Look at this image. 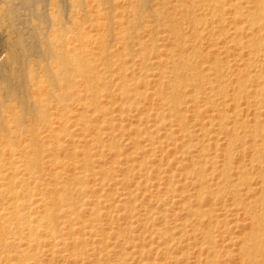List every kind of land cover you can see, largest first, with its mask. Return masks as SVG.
I'll return each mask as SVG.
<instances>
[{
    "label": "bare ground",
    "instance_id": "obj_1",
    "mask_svg": "<svg viewBox=\"0 0 264 264\" xmlns=\"http://www.w3.org/2000/svg\"><path fill=\"white\" fill-rule=\"evenodd\" d=\"M93 1L89 8L86 0L71 1L72 12L66 17L52 14L47 30L32 31L37 38L34 44L23 53L21 49H13L15 52L7 63L9 70L0 80V264H41L38 251H43L41 245L48 238L42 237L46 235L55 239L53 242L57 247L62 243L77 247L86 242L85 223L81 226L83 216L79 207L93 200V204L101 202L91 199L95 187L89 185V177H96L94 162H99L93 148L105 146V138L113 136L110 131L114 128V120L118 119L112 107L115 104L112 101L115 96L113 74L119 75L115 83L120 80L116 95L120 101L122 97L125 99L120 105L126 103L128 108L147 97L150 70H159L154 94L158 100H165L169 116L174 118L183 133L181 146L190 154L191 147L197 146L196 161L186 168L189 177L197 183L193 195L197 202L189 201L186 208L195 218L193 231L201 235L203 243L213 246L212 233L205 228L207 219L204 220L207 214L213 213V208L206 211L203 207L212 201L214 193L227 191L238 201L241 190L238 185L252 187L253 166H240L238 183L231 180L235 151L239 147L244 151L249 149L251 162L258 163L257 169L264 184V0ZM48 16L44 14L43 19L50 20ZM82 21L92 25L91 32L86 30L88 23L83 30ZM159 30L168 32L171 46L158 41ZM203 40L214 49L212 54L208 52L212 50H204ZM231 50H234L232 57L236 58L230 61L240 59V63L229 62ZM131 57L132 65L136 64L141 72L130 83L128 77L135 71H130L131 66L127 64L128 61L131 64ZM231 76L234 77L232 80ZM251 109L253 115L248 117L246 112ZM208 112L210 115L205 117ZM167 117L159 114L158 120ZM75 125L89 131V139L72 145L81 149L76 147L73 153H69L73 154L72 164L76 172L72 173L73 177L70 175L69 184L68 178V181L60 179L69 164L65 163V157L62 158L66 149L63 139L66 135H73L70 130ZM194 126H199L201 132L192 129ZM39 127L48 132L44 131L48 140L44 134L41 136L40 133L44 132L39 133ZM212 132L215 135H210ZM220 133L226 139L220 168L222 182L213 189L208 174L217 161L208 150L212 140L218 143ZM43 138L50 143L48 149H44L48 152V159L42 151ZM79 155L81 157L77 159ZM18 157L24 161L21 165L25 166V172L18 165L20 162L17 164ZM44 159L54 166L52 173L46 174H52L50 179L41 173L38 176V173L30 174L44 170ZM101 173L106 175V168ZM40 176L44 187L41 191L38 189L39 192L31 185V177L34 183ZM59 179L66 183L60 185ZM75 183H80L79 189L73 185ZM75 187L79 200L72 191ZM35 191L40 194L36 200L32 198ZM244 210L253 229L242 239L243 262L264 264V197L258 209L254 200H250ZM96 211L95 220L99 216V207ZM63 216L65 220L62 219L61 223L70 232H75L74 236L76 233L80 235L71 236L69 242H64L66 232L61 229L64 225L58 227ZM55 249L52 247L53 251ZM60 249L62 246L58 251ZM209 262L215 264V259L211 257Z\"/></svg>",
    "mask_w": 264,
    "mask_h": 264
},
{
    "label": "rangeland",
    "instance_id": "obj_2",
    "mask_svg": "<svg viewBox=\"0 0 264 264\" xmlns=\"http://www.w3.org/2000/svg\"><path fill=\"white\" fill-rule=\"evenodd\" d=\"M71 1L73 2V0H31V2L30 0H0V80L3 73L7 71V67H9L7 66L8 59L14 54L15 50L21 49L22 51H20L23 53L26 48L34 44V40L37 38L33 36V32L44 28L47 30L53 18H51L52 14H56L54 15L56 17H64V15L66 17L69 15L70 12H72ZM88 1L89 0H86L89 5H87V7L89 8L94 4V1L90 0L91 2H89L91 4ZM66 5L68 7H66ZM64 6L66 9L63 8ZM59 10L61 12H59ZM36 11L39 14L36 13ZM78 13H80V11H78ZM44 14L46 17L51 14L49 15L50 20L47 19V21H45L46 19H43ZM87 23V21H82V28L84 31V26ZM87 25L85 26L87 27L86 30L89 29L88 31L91 32L93 29V27H91L92 25H90V23ZM159 32L157 34L159 38L158 41L167 46H171L172 41L171 39L168 40V32L164 30H159ZM205 40H203L205 46L203 47L204 50H212L208 51L210 55L214 49L209 48ZM90 46L94 47L92 44H90ZM229 53V62L236 64V62L240 63L242 61L240 59H236L237 61L234 59L230 61V59L236 57H234V55L232 57L231 55L234 54V50H231ZM131 59L132 57L129 58L130 61ZM128 62V66H131L130 71L135 70L134 72L132 71L133 73L131 74L129 71L130 76L127 82L131 83L137 75L139 76L141 71H139L140 69H138L136 64L132 65V61L131 64ZM4 67H6V69ZM158 72V69L150 70V82L146 87L148 89L146 90L144 87L147 97L141 101H137L136 98L135 100L137 102L134 100L135 105L128 108L126 107L128 105L126 103L124 104L125 107L123 103L121 104L122 106L120 105V102L124 99L122 97V101H120L119 95H116L118 92L116 89L117 83L120 82V80L115 83L119 75L113 74V78H115L113 87L116 90L113 89L115 96H113L112 101L115 102V104L113 102L111 103H113L112 107L115 110L113 114L115 117H118V119L114 120V128L110 131L114 138L113 136L105 138V146L97 149L93 148L94 153L97 154L95 159H98L99 162H94V165L96 164L94 167L97 170L96 177H89V179H91L89 185L95 187V195L90 197L92 200L99 199L101 202L99 204H93V200L92 203H86L82 207H79V211L83 216L81 226L85 223L83 230L86 242L84 244L82 243L81 246H79V244V247H73L72 244L70 246L68 243H62L64 245H58L59 248L62 246V249L58 251L59 248L54 244L55 239L46 237V235L42 237V239L48 238L50 245L48 244V239L47 241L43 240V242H46L41 245L43 251H38L41 264H211L209 262L211 257L215 259V264H243L245 262L243 260L241 248L245 234L250 231L251 228L253 229V226L251 225V220L248 213L244 210V207L250 200H254L256 208L258 209L264 197V184L262 183V177L257 169L258 163L255 161L251 162L248 148L244 151L242 147H239L238 150L235 151V164L231 171V174L234 176L231 175V180L235 184L238 183V170L240 166L248 168L253 166L252 169L254 174L250 175L252 187L248 189L246 186L238 185V187L241 188L238 201L235 197L233 198L234 195H231L232 193L227 191L221 194L214 193L212 201H209L208 204H205L203 207L206 211L208 208H213L212 214L217 216L215 217V215L212 216V214H207L204 217L205 221L207 219L205 228L208 227L207 229H210L212 233L213 248L211 247L212 244L203 243L200 237L201 235L193 231L192 225L195 218L186 208L189 201L192 203L194 202V204L197 202L195 196H193L196 193L197 183L193 182L187 174L188 170H186V168L188 169L192 166L193 161H196L197 154L195 150L197 146L191 147V154L193 156L186 151V147L181 146L180 143L182 142L183 133L175 124L174 118L169 116L170 112L168 106L165 104V100H158V96L154 94V88L156 87L155 80H158ZM232 78L234 77L231 76V80ZM81 88L83 89V86H81ZM187 97L189 100L190 97ZM111 103L109 104L110 106ZM190 103L191 102H188V104ZM119 107L122 109H119ZM122 110H124V112ZM120 112L123 113L121 114ZM252 113L251 109V111L246 112V115L252 117ZM159 114H166L168 117L163 121L158 120ZM208 114L210 115L208 112L204 116L206 117ZM190 122L194 123L192 120H190ZM75 126L70 130V134L73 135L70 136L68 134L69 136L66 135L63 139L66 149L62 154V158L65 157V163H69L71 166L69 164L67 165L68 167H66L65 173H61L60 179L65 181L68 178L69 184H71L70 175L76 173L74 172V165L72 164V162H74V157H72L73 154L69 155V153H73L76 147L77 149H81L78 148L79 146H76V144L75 148L72 147V145L74 143H83L85 140L89 139V131H85L86 129L84 131L81 130V125ZM209 127L207 126V128ZM198 128L199 126L192 127V129L200 133L201 131L198 130ZM209 129L212 130V128ZM39 130V133L45 131V129L40 127ZM45 132L40 133L41 136L43 134L45 136ZM46 134H48V132H46ZM210 135L215 134L212 132ZM46 136L45 138L47 139ZM66 137L70 139L66 140ZM207 137L208 135H206V138ZM46 139L43 138L42 140V143L45 145L42 147L44 157L46 156L45 158H47L46 153L48 152L44 149L45 147L48 149L50 146V143L48 144ZM225 142V135L220 133L218 143L212 140L208 150L217 161L215 167L211 168L208 174L210 176H208L210 178L209 182L213 189H217L220 181L222 182V178L220 179V168H222V153L224 152ZM79 151L80 150H78V152ZM78 152H76L77 155ZM70 156L72 158H70ZM67 157L68 160L66 159ZM79 157L81 156L79 155L78 158H76L79 159ZM17 159V164L20 162L18 165L24 164V161L22 162L19 157ZM47 159L43 160V166L45 165L43 171L36 173L32 172L30 174L35 175L38 173V176L41 173V175L44 174L45 177L47 176L46 178L49 177L50 179L52 174H46H50L49 172L52 173L51 170L54 169V166H51L52 162L48 163L49 161ZM45 160L48 161L47 166L50 165V167H48L49 169L46 166L47 163ZM22 165L20 167L23 172L25 166ZM208 166H210V163H208ZM105 168L107 172L106 175L105 173H101ZM217 171H219V173ZM31 179L33 188L36 186L35 190L41 191V188L44 187V184L42 185L43 178L42 182L41 176L40 178H36L37 180L35 179L34 183L33 177H31ZM62 181L59 182L60 185L66 183ZM194 183L196 184L195 189ZM73 185L77 186V189L80 188V183L78 185L76 183ZM77 189L75 187L72 190L76 192L75 196L77 195ZM37 191L33 194L32 198H35L34 200L40 195L37 194ZM35 194L36 197L34 196ZM85 198L87 197L85 196ZM75 199L79 200L77 196ZM36 203L32 205L35 206ZM98 207L99 216L98 219L95 220L97 216L96 209ZM90 212L93 214L91 215ZM62 219L65 220V216L59 220L61 225L59 224L58 227L64 225V223H61V221H63ZM185 224L187 225L184 226ZM255 227H257V225ZM64 228L66 229L64 230ZM61 229L66 232L65 234L64 232L61 233L62 236L63 234L65 235V237L63 236L64 242H69L72 240L71 236L76 237V234L78 235V233H76L74 236L73 233L75 232H70V229L67 228V226L65 227V225ZM186 230L187 232H184ZM61 231H58V233L60 234ZM52 243L54 244L53 246ZM52 247L54 249L56 248L55 250H57V252L55 250L53 251ZM208 249L210 250L208 251ZM244 264L248 263L246 262Z\"/></svg>",
    "mask_w": 264,
    "mask_h": 264
}]
</instances>
